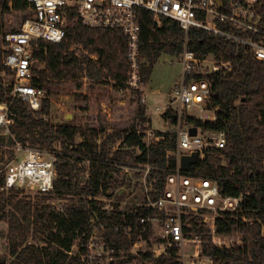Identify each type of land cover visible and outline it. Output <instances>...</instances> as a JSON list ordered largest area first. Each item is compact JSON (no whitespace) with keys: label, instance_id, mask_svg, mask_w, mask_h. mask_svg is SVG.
<instances>
[{"label":"trees","instance_id":"obj_1","mask_svg":"<svg viewBox=\"0 0 264 264\" xmlns=\"http://www.w3.org/2000/svg\"><path fill=\"white\" fill-rule=\"evenodd\" d=\"M27 5V0H0V36L10 17H26ZM68 10L64 40L34 43L32 83L46 92L41 110L34 112L26 103L14 100L13 136L0 135V165L13 157L11 146L15 141L46 149L61 142L63 148L57 154V176L51 191L32 197L21 190L0 191V220L8 225L7 253L0 255V264H97L100 259H91L88 247L94 236L101 240L105 251L112 252L110 264H180L174 259V250L159 257L152 252L154 243L162 239L155 236L148 219L160 216L159 212L143 204L123 209L117 202L113 210L104 209V198L111 196L108 191L125 167L150 165L153 170L148 185L157 194L165 189L166 178L176 166V158L167 156V151L176 147V132L156 130L162 139L150 145L142 141L144 126L151 119L146 116L147 107L142 101L144 91L138 89L128 93L136 106L134 119L126 127L110 128L106 114L101 113V104L108 95V86L119 90L128 79L127 37L121 29L85 26L73 9ZM137 13L144 87L160 56H175L185 44L199 55L233 63L231 71L209 76L210 103L219 107L216 120L187 118L189 124L204 130L225 132L227 146L222 150L209 149L188 173L217 180L223 195L249 192L238 213H224L216 221L221 234L237 231L243 244L233 248L205 244L203 254L212 257L215 264H264V61L257 60L247 47L206 30L192 28L186 38L177 21L162 16L159 26L149 10L139 8ZM258 13L264 30V0L258 3ZM20 24L12 29H18ZM0 69H4L1 61ZM80 74L88 80L86 94L80 91ZM62 95H73L75 106L81 111L96 107L97 121L83 125L72 118L54 123L52 98ZM0 99L12 101L1 78ZM169 115L166 110L164 120ZM143 173L140 170L137 176L141 178ZM4 181V174L0 173V187ZM137 241L146 242L148 249L133 252ZM74 246L78 250L74 251ZM106 258L102 257L104 263Z\"/></svg>","mask_w":264,"mask_h":264},{"label":"built area","instance_id":"obj_2","mask_svg":"<svg viewBox=\"0 0 264 264\" xmlns=\"http://www.w3.org/2000/svg\"><path fill=\"white\" fill-rule=\"evenodd\" d=\"M27 2L26 17L21 20L20 27L5 30L1 35L0 61L4 69H0V78L9 89L12 98V101L0 99V135L3 136H13L11 125L16 115L12 112L11 105L14 100L26 103L34 112L41 110L46 92L32 83L35 64L34 43L37 40L56 43L64 40L70 15L68 9H73L85 26L121 29L126 35L130 70L128 79L119 88L121 94L136 89L143 91L144 88L141 70L144 59L140 52L141 25L137 13L139 8H145L153 13L154 20L159 26L162 16L177 21L185 31L186 38L192 28H200L247 47L257 60L264 61V30L258 13L260 0H27ZM9 6L12 7V1L9 2ZM175 56L182 66L181 77L164 111L169 110L170 115L165 122L176 132V147L167 151V156L176 158V166L166 178L165 189L159 194L147 183L153 168L150 165H141L137 168L144 172L142 204L160 213V216L148 219L162 239L153 245L152 252L155 257L170 255L174 250V259L180 264H215L212 257L203 254V247L208 244L218 248H233L243 244V237L237 231L221 234L216 221L224 213H238L249 192L243 191L235 196L223 195L217 180L190 175L181 168V159L184 155H191L194 152L198 153L199 159H203L209 149L222 150L227 146L225 132L204 130L189 124L187 118L216 120L219 107H212L210 103L212 83L209 76L215 72L231 71L233 63L208 54L199 55L189 50L187 44L184 50ZM92 57L96 58L95 55ZM142 101L145 102L144 96ZM239 102L241 101L238 100L237 103ZM192 127L197 128L196 135L190 133ZM155 132L156 129L150 124H145L142 141L150 145L163 138ZM96 141L100 143L101 139L97 138ZM11 148L14 150L13 157L0 165V173L4 174L5 180L0 191L21 190L34 195L51 191L57 176V154L63 151L61 142L54 143L51 148L46 149L15 141ZM87 162L89 163V160ZM225 164L226 160L223 161V165ZM104 200L106 201L104 209L113 210L114 202L108 198ZM141 243L142 241H137L132 251H145L146 249H140ZM90 245L91 242L89 249ZM106 252L110 258L106 259L105 263L102 253L93 257L100 259L97 264H110L113 254ZM90 258L92 259L91 254Z\"/></svg>","mask_w":264,"mask_h":264},{"label":"rangeland","instance_id":"obj_3","mask_svg":"<svg viewBox=\"0 0 264 264\" xmlns=\"http://www.w3.org/2000/svg\"><path fill=\"white\" fill-rule=\"evenodd\" d=\"M20 23V18L10 17L5 30L19 26ZM71 48L74 49L75 45H72ZM1 50L2 42L0 36V54ZM81 51L86 53L83 49ZM41 66L43 65L41 64ZM181 72L182 66L176 56L162 54L153 68L150 81L143 88V94L146 100L144 103L147 107L146 116L151 119L150 126L156 130L172 129L171 126L166 124L163 113L165 112L164 109L170 103V95L181 77ZM80 76L83 81V86L80 91L86 94L89 91L88 80L86 77H83V74H80ZM108 87V95L101 104V113L106 114L110 128L126 127L135 117L136 106L131 103V98L128 93L121 94L119 90L114 89L112 86ZM51 109V118L56 124L72 118H74L77 124H94L98 117L96 107H91L87 111H81L76 107L73 95H62L52 98ZM80 139V137H77V141H80ZM137 172H139L137 168H122L121 172L117 175L118 182L113 184L109 190L111 196L108 200L114 203H120L123 209H127L132 204H142L144 198V182L142 177L139 178L137 176ZM24 194L31 197L34 196V194L27 192H24ZM7 228V222L0 220V255L7 253ZM155 236L159 237V234L156 232ZM140 249H148L146 242L142 241ZM73 250H78V246H74ZM90 250L92 258L96 257L98 253L107 256L106 259L110 258L108 252L104 250L103 243L97 236L92 237Z\"/></svg>","mask_w":264,"mask_h":264},{"label":"water","instance_id":"obj_4","mask_svg":"<svg viewBox=\"0 0 264 264\" xmlns=\"http://www.w3.org/2000/svg\"><path fill=\"white\" fill-rule=\"evenodd\" d=\"M190 133L192 135H196L197 134V128L196 127H192L190 128ZM199 161L198 158V153L194 152L191 155H184L181 159V168L184 171H189L190 167L194 164H196Z\"/></svg>","mask_w":264,"mask_h":264},{"label":"crops","instance_id":"obj_5","mask_svg":"<svg viewBox=\"0 0 264 264\" xmlns=\"http://www.w3.org/2000/svg\"><path fill=\"white\" fill-rule=\"evenodd\" d=\"M145 96V95H144ZM171 96V95H170ZM146 101V100H145Z\"/></svg>","mask_w":264,"mask_h":264}]
</instances>
